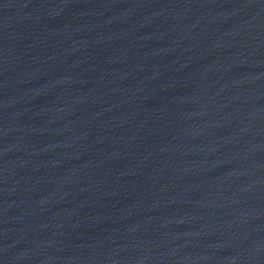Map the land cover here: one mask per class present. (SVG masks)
<instances>
[{"label": "water", "instance_id": "1", "mask_svg": "<svg viewBox=\"0 0 264 264\" xmlns=\"http://www.w3.org/2000/svg\"><path fill=\"white\" fill-rule=\"evenodd\" d=\"M0 264H264V0H0Z\"/></svg>", "mask_w": 264, "mask_h": 264}]
</instances>
